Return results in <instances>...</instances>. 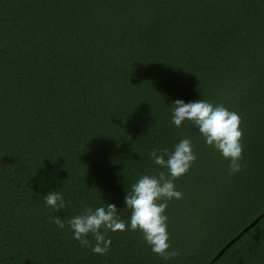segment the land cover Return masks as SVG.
Returning <instances> with one entry per match:
<instances>
[{"label": "trees", "instance_id": "trees-1", "mask_svg": "<svg viewBox=\"0 0 264 264\" xmlns=\"http://www.w3.org/2000/svg\"><path fill=\"white\" fill-rule=\"evenodd\" d=\"M177 98L239 114L238 173L171 123ZM184 137L195 160L165 209L175 256L139 231L107 232L103 255L72 239L85 205L126 220L129 186L166 171L149 153ZM49 190L63 210L40 202ZM0 264H264V0H0Z\"/></svg>", "mask_w": 264, "mask_h": 264}, {"label": "clouds", "instance_id": "clouds-1", "mask_svg": "<svg viewBox=\"0 0 264 264\" xmlns=\"http://www.w3.org/2000/svg\"><path fill=\"white\" fill-rule=\"evenodd\" d=\"M169 105L170 121L175 127L179 128L183 123L190 122L203 142L228 161L230 174L240 171L242 132L237 112L222 104H213L199 98L187 102L177 98ZM149 156L153 164L166 171L162 170L154 175L141 174L129 186L128 192L123 196V207L129 210L127 219L120 218L114 203L102 200L94 208L85 205L79 213L67 220L73 240L82 247L89 248L94 254L103 255L111 244L106 236L107 232L139 231L152 253L164 259L176 255L169 242L165 209L169 201L182 198L174 180L184 175L195 160L191 139L184 137L178 140L171 151L167 148L159 151L153 149ZM39 200L52 212L63 210L67 205L59 190H49L40 195ZM53 223L58 228L65 226L59 217H55ZM89 235L94 243L89 241Z\"/></svg>", "mask_w": 264, "mask_h": 264}, {"label": "water", "instance_id": "water-1", "mask_svg": "<svg viewBox=\"0 0 264 264\" xmlns=\"http://www.w3.org/2000/svg\"><path fill=\"white\" fill-rule=\"evenodd\" d=\"M257 220V218L250 224V225H252L255 221ZM233 240L234 239H232L231 241H229V243L226 245V246H228L229 244H231V242H233ZM225 248V247H224ZM224 248H222L218 253H217V255L215 256V257H217L218 255H220L221 253H222V251H223V249Z\"/></svg>", "mask_w": 264, "mask_h": 264}]
</instances>
